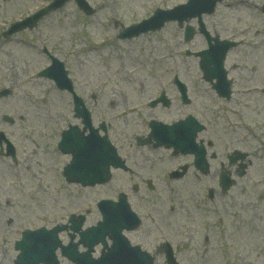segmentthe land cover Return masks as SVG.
Returning <instances> with one entry per match:
<instances>
[{"label":"rangeland","instance_id":"1","mask_svg":"<svg viewBox=\"0 0 264 264\" xmlns=\"http://www.w3.org/2000/svg\"><path fill=\"white\" fill-rule=\"evenodd\" d=\"M50 1L0 0V87L11 90L0 99V112L11 114V134L20 141L18 162L0 159V264H14V243L22 231L51 228L81 213L84 226L93 225L100 219L96 203L115 199L133 182L139 187L128 192L129 201L144 220L125 234L153 255L154 264H165L157 252L164 238L179 242L174 251L179 264H264V23L258 11L263 0H246L248 7L223 0L208 17L220 37L241 41L228 56L232 95L222 101L207 91L197 58L186 55L205 48L202 37L185 42L183 29L170 22L159 31L117 38L121 28L148 17L155 7L170 8L184 0H86L94 9L91 15L71 0L34 28L8 40L1 37V28ZM48 55L64 63L93 121L108 124V135L132 173L112 170L109 183L93 187L65 181L62 171L70 156L58 151L57 142L68 124H79L72 116L71 95L46 78L28 75L48 66ZM174 75L188 85L191 103L172 102L168 109L144 106L163 89L158 86L172 84ZM187 113L206 124L221 160L236 150L245 154L236 162L245 164L244 174L234 175L235 184L226 192L218 187L217 160L210 161L204 178L192 170L169 179L166 172L188 159L171 160L163 148L135 146L136 136H146L151 117L169 122ZM236 164L229 170L234 172ZM60 238L67 243L66 233ZM60 264L72 263L60 258Z\"/></svg>","mask_w":264,"mask_h":264},{"label":"water","instance_id":"2","mask_svg":"<svg viewBox=\"0 0 264 264\" xmlns=\"http://www.w3.org/2000/svg\"><path fill=\"white\" fill-rule=\"evenodd\" d=\"M78 6L86 13H91V9L83 0H76ZM215 0H191L186 5H181L170 11H157L149 20L138 26L135 32L127 31L122 37L137 34L140 31L159 29L165 21L176 20L181 25L184 20L190 17H200L201 11L210 12ZM64 3V0H56L46 9L39 12L36 16L27 19L24 24L16 25L15 30L28 26H33L35 22L48 11L58 8ZM190 31V30H188ZM130 32V33H129ZM186 31V39H188ZM214 44L209 45V49L199 53L202 57L200 65L204 71V77L208 80L216 79L214 88L219 95L227 97L230 92V82L226 80V72L223 68V60L229 47L233 44L227 41H218L214 39ZM54 65L59 63L54 61ZM50 67L42 75L53 79L57 86L61 89L71 90L70 81L66 77V72L61 64L58 68V76L52 73L54 67ZM79 100L76 99L75 111L79 112L77 106ZM84 118V124L90 129L89 134L84 136V129L80 132L76 127L63 133L62 140L59 144L60 149L64 153H70L72 160L64 170V176L67 181L78 182L82 185H93L96 183H104L110 177L109 167H122L120 159L116 155L115 149L109 144L106 137H100L97 130L90 127V120L87 113L79 112ZM151 136L158 143H163L166 147H174L175 150L182 152H193L199 161L202 159L199 149L194 148L193 141L195 133L198 130L190 119L166 126L158 123L151 124ZM198 161V160H197ZM223 190L228 189L233 181L222 173L219 179ZM102 213V222L96 227L87 229L81 233V243L88 247L83 253H78L76 244H69L64 249L66 255L76 264H152V258L142 252L139 247H131L127 240L121 235L122 229H130L134 227L132 219H129L128 209L123 208L121 204L112 205L110 203L101 202L98 205ZM120 215V216H119ZM83 218L79 219V223L72 222L71 228L74 231L80 229ZM129 224H132L129 226ZM59 227L54 228L50 232L43 229L39 232H27L23 236L17 247L21 250L17 264H34L39 262H54L52 255L54 249L60 245L56 239V231ZM105 236L112 240L111 247H107L104 241ZM73 236H71L72 239ZM101 242L103 247L107 249L98 259L91 258L93 245ZM168 264H176L171 252L166 253Z\"/></svg>","mask_w":264,"mask_h":264},{"label":"bare ground","instance_id":"3","mask_svg":"<svg viewBox=\"0 0 264 264\" xmlns=\"http://www.w3.org/2000/svg\"><path fill=\"white\" fill-rule=\"evenodd\" d=\"M0 207H1V205H0ZM1 259H3V257H1Z\"/></svg>","mask_w":264,"mask_h":264}]
</instances>
